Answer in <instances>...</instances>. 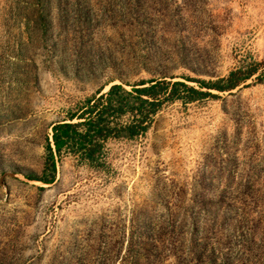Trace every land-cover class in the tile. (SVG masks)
<instances>
[{
    "label": "rangeland",
    "instance_id": "374dc122",
    "mask_svg": "<svg viewBox=\"0 0 264 264\" xmlns=\"http://www.w3.org/2000/svg\"><path fill=\"white\" fill-rule=\"evenodd\" d=\"M254 60L264 0H0V264H264L258 78L167 103L103 166L65 155L53 183L27 177L52 125L99 90Z\"/></svg>",
    "mask_w": 264,
    "mask_h": 264
},
{
    "label": "trees",
    "instance_id": "16d2710c",
    "mask_svg": "<svg viewBox=\"0 0 264 264\" xmlns=\"http://www.w3.org/2000/svg\"><path fill=\"white\" fill-rule=\"evenodd\" d=\"M254 77L264 82L263 61L254 60L248 66L233 69L227 77L211 81L189 77L185 80L152 78L132 85V89L124 84H112L107 91L99 90L52 125L42 173H30L27 177L53 183L65 155H73L96 167L103 166L111 139L145 135L167 103L177 100L188 103L217 96L212 90H232ZM190 81L199 85H191Z\"/></svg>",
    "mask_w": 264,
    "mask_h": 264
}]
</instances>
